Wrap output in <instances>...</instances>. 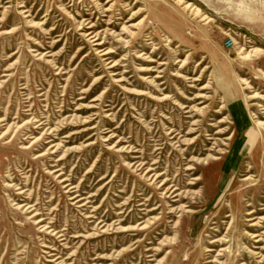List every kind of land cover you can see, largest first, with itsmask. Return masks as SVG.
I'll use <instances>...</instances> for the list:
<instances>
[{"label":"rangeland","instance_id":"rangeland-1","mask_svg":"<svg viewBox=\"0 0 264 264\" xmlns=\"http://www.w3.org/2000/svg\"><path fill=\"white\" fill-rule=\"evenodd\" d=\"M259 121L264 0H0V264H264Z\"/></svg>","mask_w":264,"mask_h":264},{"label":"bare ground","instance_id":"bare-ground-1","mask_svg":"<svg viewBox=\"0 0 264 264\" xmlns=\"http://www.w3.org/2000/svg\"><path fill=\"white\" fill-rule=\"evenodd\" d=\"M91 33H92V32H89L88 34H91ZM92 38H94L95 40H97V35L93 36ZM101 44H102L101 42H97V43H96V45H101ZM263 123H264V122H261V121L257 122L258 125H263ZM200 130H201V132H202V128H201ZM200 130H195V131L198 132V131H200ZM212 130H213V129H212ZM181 132H182V131H181ZM219 134H221V130H219L218 132H216V133L213 134V135H219ZM213 135H212V136H213ZM212 136L210 137V139H213ZM200 137H202V134H200ZM196 150H197V149H196ZM210 150H212V149H210ZM196 152H197V151H196ZM213 159L215 160L216 158H213ZM214 160H213V161H214ZM211 162H212V161H211ZM250 178H251L250 176H247V177H245L244 180H248V179L250 180ZM202 180L205 181V178L201 179V181H202ZM199 183H200V182H199ZM195 185H196V184H195ZM256 190H257V189H256ZM183 199H184V198H183ZM260 200H261V199H260ZM93 213H94V212H93ZM40 221H41V220H39L38 222H40ZM256 235H257V234H255L254 236H256ZM76 236H77V235H76ZM218 242H219V241H218Z\"/></svg>","mask_w":264,"mask_h":264}]
</instances>
